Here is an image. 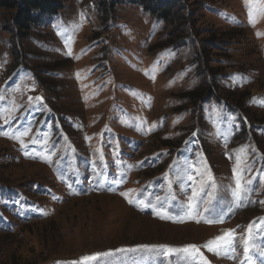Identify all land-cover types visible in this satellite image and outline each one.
<instances>
[{"label": "rangeland", "instance_id": "374dc122", "mask_svg": "<svg viewBox=\"0 0 264 264\" xmlns=\"http://www.w3.org/2000/svg\"><path fill=\"white\" fill-rule=\"evenodd\" d=\"M187 2L177 49L127 2L65 0L25 39L0 17V264H264V0Z\"/></svg>", "mask_w": 264, "mask_h": 264}, {"label": "trees", "instance_id": "16d2710c", "mask_svg": "<svg viewBox=\"0 0 264 264\" xmlns=\"http://www.w3.org/2000/svg\"><path fill=\"white\" fill-rule=\"evenodd\" d=\"M65 0H0V17L4 19L5 30L25 39L32 28L46 24L57 17L64 8ZM104 20L112 18L119 5L127 2L139 5L155 19L164 22L169 28L166 42H158L157 47L172 45L175 49L187 45L193 39V27L190 25L189 6L187 0H95ZM212 44L222 47L216 38L210 39ZM160 43V44H159ZM220 43V44H219ZM194 105L209 99L213 94L210 86L205 85L189 94ZM173 145V142H164Z\"/></svg>", "mask_w": 264, "mask_h": 264}, {"label": "snow or ice", "instance_id": "6c2138e0", "mask_svg": "<svg viewBox=\"0 0 264 264\" xmlns=\"http://www.w3.org/2000/svg\"><path fill=\"white\" fill-rule=\"evenodd\" d=\"M250 16V23L254 24L255 23V19L253 18V14L250 12L249 13ZM68 55H72L71 52V46L69 44L68 47ZM155 71V69H154ZM147 74V73H146ZM152 78L154 79V75L152 76ZM30 99H32L30 97ZM38 101H41L43 98L42 97H36L35 98ZM23 135H27V130L23 133ZM193 135H195V133H193ZM21 144L23 145V140H21ZM209 179H211V176L209 175ZM245 192V188L243 186V184L241 183V181L239 179H237L236 182V187L235 189H233V197L235 198L236 202L239 203V201L241 200L242 194ZM122 195H125L124 193H122ZM134 201L129 200V203H133ZM157 215H161L160 213H157ZM188 215L195 219L196 217V212L195 209L193 207H190L189 209V213ZM161 218H168L165 216H161ZM197 222H200L199 220H197ZM204 222L206 223H222L223 220L217 218L216 220H211V219H205ZM236 239L235 236V229H227L224 231L223 234H221L220 236L214 237L213 239L207 241L203 247L207 248L208 251L210 252H215L216 254H222V253H226L228 250H234V240ZM146 247V246H145ZM164 247H168V246H164ZM171 251H183L186 253H192L195 255H198L202 260H203V264H210V261L207 260L206 257H203V254L200 253V246L198 245H194V244H190V245H186L184 246L183 249H170ZM245 251H247V248L245 249ZM102 255H106V254H101V253H94L90 256H84L81 258L82 261L87 262L90 260H95L97 257L102 256ZM72 264H77V262H72Z\"/></svg>", "mask_w": 264, "mask_h": 264}]
</instances>
